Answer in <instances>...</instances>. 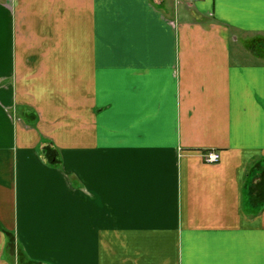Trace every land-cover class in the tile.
Instances as JSON below:
<instances>
[{
  "label": "crops",
  "instance_id": "0c3cea01",
  "mask_svg": "<svg viewBox=\"0 0 264 264\" xmlns=\"http://www.w3.org/2000/svg\"><path fill=\"white\" fill-rule=\"evenodd\" d=\"M0 264H264V0H0Z\"/></svg>",
  "mask_w": 264,
  "mask_h": 264
},
{
  "label": "built area",
  "instance_id": "2783aa9c",
  "mask_svg": "<svg viewBox=\"0 0 264 264\" xmlns=\"http://www.w3.org/2000/svg\"><path fill=\"white\" fill-rule=\"evenodd\" d=\"M202 1L203 0H176V2L178 3H183L187 5H193ZM201 158L202 161L206 164H216L220 160V155L218 151H215L213 149H208L202 152Z\"/></svg>",
  "mask_w": 264,
  "mask_h": 264
}]
</instances>
